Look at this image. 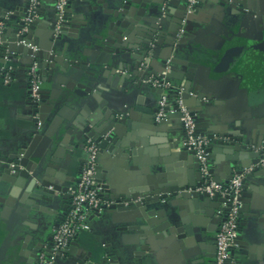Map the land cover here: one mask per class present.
<instances>
[{
    "label": "crops",
    "instance_id": "crops-1",
    "mask_svg": "<svg viewBox=\"0 0 264 264\" xmlns=\"http://www.w3.org/2000/svg\"><path fill=\"white\" fill-rule=\"evenodd\" d=\"M131 1L134 0H73L70 15L78 19V25L53 42L46 24L54 18L55 1L41 0L44 20L33 37L40 48L56 50L62 62L79 65L86 57L96 59L115 14ZM140 1L147 11H142L143 6L137 4L142 14L128 39L132 50L120 55L123 59L114 63L112 72L107 71L105 65L106 73L99 76L92 90L88 91V83L82 80L72 83L61 65L56 64L49 76L41 73L42 90L49 98L48 108L54 113L47 115L42 126L46 133L44 141L35 145L39 173L36 184L48 183L58 189L49 193L48 188L45 194L49 196H44L41 191L35 195L23 192L19 186L11 188L3 178L6 162L0 164V264H28L34 260L38 247L51 243L52 233L71 202L80 165L86 157L84 130L88 127L99 130L105 115L123 112L127 116L126 122L119 126L118 144H110L113 151H102L98 159V176L111 190L108 197L127 194L139 197L147 194L144 189L164 186L165 177L169 176L183 177L190 184L203 182L195 156L188 154L173 163L174 155L179 152L176 147L185 138L180 118L174 114L167 121L156 120L160 94L151 86L141 84L136 73L134 58L144 51L142 33L151 30V23L159 16L161 2ZM182 1L175 0L171 8L172 20L166 22L165 28L168 37L176 27L175 21L181 17ZM237 1V6L255 4L264 14V0ZM22 2L0 0V14L12 13ZM242 15L234 6L199 0L198 14L187 17L185 35L174 52L165 42L157 46L154 56L148 54L146 60L150 62L148 70H161V57L172 56L174 72L170 80L174 87L188 84L196 88L204 83L199 85L201 93L212 101L207 100L204 110L198 112L203 127H217L224 134L237 132L252 140L260 137L257 113H264L263 100L254 97L264 88L255 86L264 81V30L258 18ZM212 55L215 58L220 55V60L214 61ZM233 55L248 62L251 67L247 72H253L251 79L243 82L242 89L233 82L223 84V74L214 72L227 56ZM30 62L25 54L8 63L0 59V160L16 157L26 148L33 150L38 128L31 120L33 108L28 97ZM4 70L12 75L9 84L4 81ZM68 86L80 93L86 89V97L76 96L73 100ZM185 102L198 108L194 94ZM59 111L62 116L58 115ZM132 150L136 155L128 158ZM225 150L215 149L209 159L210 169H214L223 182L239 170L237 165L236 169L232 167L233 155ZM248 178L234 259L236 264H264V175L259 173ZM195 204L200 205V210L183 209L180 200L170 195L158 204L160 215L155 218L160 225L158 228L179 226L185 220L189 227V244L169 229L150 238L143 236L139 229L140 210L134 206H117L90 220L91 229L78 235L76 245L57 264H214L215 238L221 219L215 215L211 200H197Z\"/></svg>",
    "mask_w": 264,
    "mask_h": 264
},
{
    "label": "water",
    "instance_id": "water-1",
    "mask_svg": "<svg viewBox=\"0 0 264 264\" xmlns=\"http://www.w3.org/2000/svg\"><path fill=\"white\" fill-rule=\"evenodd\" d=\"M54 1L56 3V0ZM72 1L73 0H70V3L68 5L66 12V22L63 24V27L59 34H57L55 31L57 21L55 8L53 10V20L49 21L46 24L48 30L51 32V40L53 42L69 34V32L75 29L78 25V19L72 18V16L70 15ZM215 1L217 3L234 6V8L238 9L239 13L243 14L242 16L258 18L260 22V27L262 28V31L264 30V14H261L259 12L255 4H242L241 6H237V3H239L237 0ZM29 2L30 0H23V2L18 6V8H16V10L12 13L10 11H4L0 14V23H4V28L1 29L0 27V59L4 63H8L5 61V57L7 56H9L10 61L14 58H19L21 54H25L30 58L32 51L27 46L21 44L22 41L27 40L39 45V42L33 37V35L35 33L36 28L40 24H42V21L44 20V17H42V5L40 7V18L28 27L27 32L22 33V30L25 27V22L23 21V19L27 15ZM140 2V0L128 2L121 12L115 14L111 25L106 30V38L102 39L101 44L99 45V55L98 53H96L99 57L96 56V59L93 56L92 58L86 57L84 61H82L78 65L73 62L69 63L64 62L65 60L63 62L62 60H59L57 58V55L55 54L56 50H45L41 48V50L36 54V62L38 63L39 73L44 74V76H49L54 72L53 70L56 64H58L63 66V71L66 75H68V79H70L72 83H76L78 79L80 81L82 80L83 82L88 83V88L86 89L88 91L92 90L93 87H95L97 81L99 80V76L101 74L103 76V74L106 73L103 70L104 66L107 65V71L112 72L114 69V63L117 64L120 62V60L123 59V57H120V55L124 56L125 52L129 53L130 50H132L129 46L128 39L131 33L134 31L136 25H138V22L141 21L140 19L142 11H145V13L147 11V7ZM174 2L175 0H161V2H159V16L157 15L156 18L153 20V23H151V30H146L144 31V33H142V49H144V51L139 57L134 58V67L137 75L141 78L140 83L143 85L150 86L146 82L149 81L151 77L156 76L157 73L165 67L167 60L172 57L169 55L166 57H161V70H148L147 67L150 63L146 60L148 54H152L154 56L157 46H160L165 42H167L171 46L170 50L174 52L175 48L180 45L182 41L180 40L179 44L175 45V42L177 41V34L181 26L182 20L186 16L188 0H183L181 2L183 4V7L181 9L182 14L179 20L175 21L176 27L171 30L170 37H168L166 34V22L172 20L171 8L175 4ZM137 4L143 6L144 9L141 12L137 10ZM163 8H165V11H163ZM102 56H106V58H103ZM216 57L217 58H215L214 56L212 57L214 58V61L220 60V55ZM250 67L251 65L248 64V62L243 61L242 57L236 58V55H233L231 57L227 56L224 61L218 65V68H215L214 72H217L221 75L223 74V77L221 78L222 80L224 79L222 82L223 84H226L225 81L233 82L235 83L236 87H238V89H242L241 86L243 82L247 81L248 79H251V76H253V72H247ZM173 72L174 67L172 65V72L169 75V79L172 78ZM248 73H250V75ZM187 76L191 77L189 75ZM201 83L202 85L204 84L203 82ZM201 83H199L196 88H190L188 84H180L178 87L174 88V91L171 93V95L176 96L178 95L179 91L182 90L183 92L181 94V97L184 101L188 99V97H191L192 94L196 96V99L198 101V108L196 109L190 107L189 105L188 106L195 117L197 124V132L208 137L211 140V144L208 148L209 159H211L210 154L215 149H220V147H222L224 150H228L229 153L233 155L234 163L232 164V167L236 169L235 167L237 165L239 169L236 174L242 173L244 169H249L253 167V170L250 171V173L247 175L245 185L247 184V181L249 179L248 176H254L255 174L257 175L259 173L264 175V113H260V111L259 113H257L260 121L259 127L257 129L258 136H260L258 139L248 140L244 136H240L237 132L224 134L217 127H214L213 129L211 127H203L201 124L200 117L198 116V112L203 111L207 103L206 101L209 100L211 102L212 98L203 94V92L201 93ZM255 86L259 88L264 87V81L262 80L261 82H258ZM86 89H84V92H86ZM154 90L156 91V89ZM68 92H72L71 98L73 100H75L76 96H78L79 98L86 97L84 92L80 93L77 90H73V88H71L70 86H68ZM158 93L161 94L162 91L158 90ZM28 97L29 102L33 108L31 120L34 122L37 128L38 122H41L43 126L47 121V115H51V113H54L53 109L48 108L49 98L45 97L43 90H41L40 103H35L32 101V98L29 95V91ZM254 97L259 100H263L261 101L262 105L264 103V88L257 91ZM38 114H40L39 117L35 118ZM62 114L63 113L61 111L58 112L59 116H62ZM176 115L180 117L179 114ZM126 118L127 116L126 114H123V112H114L110 115L103 116L100 122L99 130L95 131L92 127H88L86 130H84L85 139L93 138L96 142H98L101 148V152L105 150L113 151V149L110 147L111 145L116 146L118 144L120 138L119 126L126 122ZM87 123L90 124V122ZM45 134L46 133L43 128L39 127L38 130H36L33 150L31 149L28 151V149L30 148H26L24 151L19 152L18 156L2 160L6 162L7 166V170L5 171V175H3V178L6 179L7 182H9L11 188H13L14 186H19L22 188L23 192L29 191L30 194L35 195L39 194L38 191H41L42 195L44 196H49V194H45L48 188L50 189L49 193H52L53 191L58 189L56 186L52 184L50 185L48 183H43L42 186H38V184H36V179L38 180V171L36 166V155L38 154V149L36 150V144H38V142L40 141H44ZM60 146H63V144H60ZM132 149H134V147H132ZM176 149H178L179 152L178 154L174 155L173 163H178L179 161L184 159L188 154L193 155L196 158L195 152L188 151L186 148L183 147V142L182 144L177 146ZM135 155L136 154L132 150L130 154H128V158H133ZM196 162L198 164L199 172L201 174L200 164L197 158ZM11 163L15 164V167L13 169L9 168V164ZM46 172L47 174L50 173L49 170H47ZM80 172L81 165L79 169L78 178L80 176ZM210 174L213 176L214 181L224 184H229V182L233 179L235 175L232 174L228 176L227 178H225L226 181L223 182L218 177L214 169H210ZM78 178L76 180V183L78 181ZM165 178L166 179L164 182V186H162L161 188L154 186L150 190H145L144 188H142L144 189L143 191H145V193L147 194H139L141 195L139 197L134 196L132 194H127L112 196L110 198V196L108 197V195L111 194V190L109 189L107 191V197L117 203L105 208V210L117 206H134L140 210L142 222L141 226H139V229L143 233V236L150 238L154 235H157L158 233H165L166 230L169 229L168 231L177 234L180 239H183L186 244H189L190 239L187 235L189 232V227H187V223L185 220H183L179 226L173 225L164 226L165 228H158V226L160 225L155 220V218L160 215L159 213H157V208L159 207L158 204L161 202H165L171 195L173 197H177L178 200H180L181 204L183 205V209L198 211L201 207L200 205H196L195 201L206 199L214 202V212L215 215L218 216V211L221 209L222 203H224L225 200L222 199L219 195L214 198H211L206 193L197 192V189L204 185V178L203 182L198 184L187 183L186 180L180 176H169ZM245 185L244 189L246 188ZM70 199H72V195L70 196ZM133 201L138 202L134 204ZM191 203L195 205L191 206ZM69 207L70 204L66 211L63 213V216L67 213ZM58 226L59 224L56 225V228ZM52 246L53 243L51 239V243L49 244L48 249L45 251L47 253H50ZM43 248L44 246L38 247L34 260H31L28 264H39Z\"/></svg>",
    "mask_w": 264,
    "mask_h": 264
},
{
    "label": "built area",
    "instance_id": "built-area-1",
    "mask_svg": "<svg viewBox=\"0 0 264 264\" xmlns=\"http://www.w3.org/2000/svg\"><path fill=\"white\" fill-rule=\"evenodd\" d=\"M69 3L70 0H56L55 10L57 21L55 31L57 34L61 32L63 24L66 22V12ZM198 5L199 0H188L186 16L182 20L175 45H178L179 41L185 35L186 19L189 16L197 14ZM40 7L41 0H30L27 15L23 19L25 27L22 33L27 32L28 27L40 18ZM163 11H165V8H163ZM0 27L3 29L4 23H0ZM21 44L27 46L32 51L30 55L31 64L27 69V76L30 83L28 91L32 101L40 103L43 77L39 73L36 54L41 48L38 44L27 40L22 41ZM5 61H10L9 56L5 57ZM172 65L173 61L171 57L167 60L165 67L156 76L151 77L146 82L152 88L162 91L158 101L156 120L158 122L167 121L171 115H180L181 127L185 133L183 147L188 151L195 152L200 164L202 177L205 181L204 185L197 189V192L206 193L211 198L219 195L225 200L222 203L221 209L218 211V217L221 219V222L215 238L214 264H236L234 251L238 247L240 234L239 218L244 206V185L251 168L244 169L242 173L235 174L229 184L214 181L213 176L210 174L208 153L211 140L197 132L195 117L181 97L183 91H179L176 96L171 95L175 88L169 79V75L172 72ZM3 75L5 83L9 84L12 75L7 70H4ZM39 115H36L35 118H38ZM39 127H42L41 122H38ZM84 149L86 157L81 164L80 176L72 191L70 207L63 216L59 226L53 232L51 252L47 253L45 250L48 249L49 245L45 246L40 256L39 264H57V261L64 258L76 245L78 235L81 232L91 229L90 220L100 216L105 208L117 203L107 197L109 187L98 176V159L101 154L99 143L93 138H87ZM2 163L4 161L0 160V164ZM14 167V163L9 164L10 169ZM138 201H133V203L135 204Z\"/></svg>",
    "mask_w": 264,
    "mask_h": 264
},
{
    "label": "flooded vegetation",
    "instance_id": "flooded-vegetation-1",
    "mask_svg": "<svg viewBox=\"0 0 264 264\" xmlns=\"http://www.w3.org/2000/svg\"><path fill=\"white\" fill-rule=\"evenodd\" d=\"M61 222V221H60ZM60 222L58 224H60ZM56 229V228H55ZM54 232V231H53ZM52 236H53V233H52Z\"/></svg>",
    "mask_w": 264,
    "mask_h": 264
}]
</instances>
